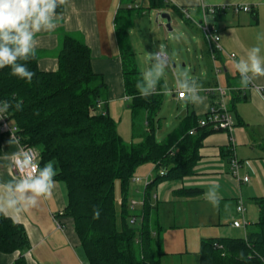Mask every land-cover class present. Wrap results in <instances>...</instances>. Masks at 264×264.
Listing matches in <instances>:
<instances>
[{
    "label": "trees",
    "instance_id": "16d2710c",
    "mask_svg": "<svg viewBox=\"0 0 264 264\" xmlns=\"http://www.w3.org/2000/svg\"><path fill=\"white\" fill-rule=\"evenodd\" d=\"M167 7L164 0H151L150 10L164 11ZM64 9V0H58L57 12ZM179 14L184 18V13ZM118 32L127 35L124 29ZM124 48L126 93L134 97L130 108L133 114L145 110L152 118L162 105V97L139 94L136 81L142 73L136 68L135 53L128 41ZM25 63L35 73L31 83L12 75L10 67L0 69V98L23 102L20 110L7 114L17 127L20 143L39 150L41 166L48 160L58 163L55 178L66 184L69 198L65 215L73 220L89 264H161V228H154L152 223V190L162 182L183 181L194 175L202 140L215 130L199 128V135H189L199 122L191 116L187 128L179 127L161 143L153 128L142 142L128 144L106 108H98L103 103L105 85L102 76L93 70L91 50L85 43L67 36L55 71L42 70L36 52ZM238 101L233 100V110ZM7 137L0 131V154ZM222 153L230 161L234 156L230 148ZM146 164L154 165L157 174L146 187L143 215L135 218L131 187L137 171ZM202 192L185 188L180 194L197 198ZM257 205L259 219L254 230L244 238L204 239L200 264H264V198L257 199ZM138 220L141 227L135 226ZM29 248L25 228L0 214V253L25 252ZM16 264H25V260Z\"/></svg>",
    "mask_w": 264,
    "mask_h": 264
},
{
    "label": "crops",
    "instance_id": "0c3cea01",
    "mask_svg": "<svg viewBox=\"0 0 264 264\" xmlns=\"http://www.w3.org/2000/svg\"><path fill=\"white\" fill-rule=\"evenodd\" d=\"M164 1L168 6L164 11L172 14L177 10L176 14L179 16L180 12L184 13V17L200 31L201 29L194 21L201 22L206 15L205 10L217 9L215 14L209 15L208 19L211 26L215 27L218 32L223 48L222 52H214L202 33L201 47L197 51H200L199 55L208 58L210 62L208 77L196 79L203 88L200 93L205 97L203 104H194L188 98L179 100L177 97L178 87L177 89L172 88L170 90L171 99H166L163 97L166 88L160 80L157 90L153 93L162 97L160 108L167 102L176 104L179 115V126L168 133L165 140L169 135L178 132L179 127L187 128L189 117L194 116L198 120L205 117L209 108L218 101V96L210 94L208 90L217 86L232 89L229 103L236 127L232 135L225 131H214L205 136L202 140L199 151L200 160L195 167L194 175L183 181H165L153 188L151 201L155 210L152 220L154 218V224L161 228V231L162 224L167 225L166 218L170 220L169 225L175 224L176 210H180V203H183L181 199L185 198L199 201L198 205L201 207L196 212L199 221L203 220V223L207 222L211 226H216L219 228V232L224 234L230 229L225 231V227H220L223 223H230L229 228L237 230L232 226L237 218L233 216L232 219H229L226 213L227 202L235 201L237 208L238 201L242 199L246 208L245 219L249 223L246 230L244 229L246 237L250 231L254 230V224L258 221H256L257 217L259 219L257 199L264 198V98L253 89V86L264 88V77L254 78L251 84L246 86L241 83L240 75L232 61L234 58L244 55L247 49L253 45L264 46V40L257 38L258 35L264 34V0ZM64 5V11L58 13L56 29L37 34L35 52L39 57V66L45 71L57 70L58 57L67 36L75 37L85 43L91 50L93 70L102 76V82L105 85L102 91L101 109L106 108V111L115 120L124 105L129 104L126 105V108H129L132 103L125 99L128 94L125 88L122 59V51L125 49L124 42L128 41L129 47L134 52L132 33L129 31L134 26V20L137 24L140 21V14H148L150 11L157 14L159 11L150 10L151 0H64ZM235 5H248L252 10L248 13H237ZM133 10H136L137 14L132 13ZM184 10L187 11L189 17ZM120 19L122 23H120ZM125 23L127 28L124 26ZM119 29H124L127 35L120 34ZM231 55H235V57L232 58ZM135 63L139 70L136 59ZM235 98H238L239 101L236 109L233 110L232 102ZM231 137L234 138V147L230 143ZM10 141L12 140L7 137L0 155L20 149L16 142ZM229 148L241 163V176L250 177L249 183L238 185L232 178L230 157H226L222 153L224 149ZM8 163V160L0 161V179H7L13 174L8 170ZM56 166L59 172L58 163ZM156 174L155 166L152 164H146L137 171L134 179H140V181L133 180V183L143 181L147 183L143 187H140V184L136 185L134 189L131 187V194L139 189L141 191L138 203L133 201L135 203V218L143 215L146 187L156 177ZM55 180L57 183L51 195L38 198L35 207L27 209L18 216L5 215L25 228L30 248L25 252L0 253V264H16L22 259L25 260V264H89L77 237L73 220L65 215L69 204L67 186L64 182L56 178ZM211 181H216L219 184L220 203L218 206H213L204 195L211 186ZM185 188H198L203 192L197 198H186L180 194V191ZM136 192L138 195L140 194L139 191ZM142 192L145 193L142 195ZM173 215H175L174 218ZM186 215L189 220L188 214ZM234 215L241 217L237 210ZM250 227L251 230H249Z\"/></svg>",
    "mask_w": 264,
    "mask_h": 264
},
{
    "label": "clouds",
    "instance_id": "9594fccd",
    "mask_svg": "<svg viewBox=\"0 0 264 264\" xmlns=\"http://www.w3.org/2000/svg\"><path fill=\"white\" fill-rule=\"evenodd\" d=\"M57 8L58 0H0V69L10 67L12 75L31 83L35 73L25 62L35 55L37 34L56 29ZM257 38L264 40V34ZM148 57L142 78L136 81V88L143 96L157 90L165 70L170 66L163 47L148 53ZM232 62L241 83L250 85L254 78L264 77V46L253 45ZM176 84L187 93L190 102L203 104L205 97L200 95L202 85L195 79H189L186 70L176 74ZM133 98L125 97L129 102ZM22 103L0 99V118L6 117L10 110H20ZM40 159L39 150L33 147L0 155V161L8 160V170L13 173L7 179H0V214L21 215L35 207L38 198L51 195L57 183L58 167L54 160H48L41 166ZM210 185L204 195L213 206H218L219 184L211 181ZM95 215L98 216L99 211Z\"/></svg>",
    "mask_w": 264,
    "mask_h": 264
},
{
    "label": "rangeland",
    "instance_id": "374dc122",
    "mask_svg": "<svg viewBox=\"0 0 264 264\" xmlns=\"http://www.w3.org/2000/svg\"><path fill=\"white\" fill-rule=\"evenodd\" d=\"M132 13L137 14V11L133 10ZM140 15V21L135 24L136 20H134V26L129 30L132 33L131 40L133 43V50L136 54L135 59L138 63L140 72L143 73L147 67L149 60L148 53L158 51L159 47H163L166 50L170 59V66L165 70V74L161 78L166 88L163 97L171 99L170 90H172V88L177 89L176 74L178 72L186 70L189 74V79L196 80L198 77H208L210 67L209 59L200 56V51H197V49L201 47L202 32L196 28L191 21L187 20L185 17V19L180 17L176 13H172L173 30L169 31L166 27L167 21L160 19L157 22L155 12L150 11L148 14ZM120 23H122L121 19ZM124 26L126 28L128 27L126 23ZM126 105H124L123 110L119 111L115 120L118 124L120 135L128 144L142 142L145 138V134L153 128L156 132V140L161 143L165 140L168 133L179 126V115L176 104H170L169 102H167V104L165 103V105L159 109L157 115L152 116V118H150L149 113L145 110H140L136 112V114H133L132 109L130 107L126 108ZM148 121H150L151 124H149ZM11 124L15 126L13 122ZM146 183L145 181L140 183L134 182L132 189L139 184L140 187H143ZM136 191H139L140 194L138 195ZM136 191L131 194V203H133V201L138 203V200L141 198L140 189ZM144 193L145 192H142V195ZM117 196L119 203H121L119 185L117 186ZM181 200L183 203H180V210H176L175 224L169 225L170 220L166 218V216L167 225L162 224L163 228L159 235L161 264H200L199 253L204 239L245 237L246 233H244L243 228L240 230H232L229 228L230 223H223L220 226L225 227V231L230 229L227 233L223 234L219 232V228L216 226H211L210 223L207 222L203 223V220L202 222L199 221L196 217V212L198 208L201 207L198 205L199 201H191L185 198ZM177 204L178 202L176 205ZM225 210L229 219H232L234 216L239 221H242L240 216L237 217L234 215L236 210L235 201L227 202ZM186 214H188L189 220H187ZM174 216L175 215H173V218ZM257 220L258 217L256 221ZM130 221L132 223L133 219ZM119 223L121 222L119 221ZM135 226L141 227L140 220L136 222ZM252 226L253 223L251 227ZM153 227L158 229L157 225L154 224V218ZM251 227L249 230H251Z\"/></svg>",
    "mask_w": 264,
    "mask_h": 264
},
{
    "label": "built area",
    "instance_id": "2783aa9c",
    "mask_svg": "<svg viewBox=\"0 0 264 264\" xmlns=\"http://www.w3.org/2000/svg\"><path fill=\"white\" fill-rule=\"evenodd\" d=\"M234 8L237 13H240V12L248 13L252 10V8L248 5H235ZM216 11L217 9L215 8L205 10L206 15L204 16V19L201 22L194 21V23L201 29L202 33L204 34L206 40L208 41L210 45V48L214 52H222L223 48L220 44V36L218 35V32L216 31L215 27L211 26L209 19H208L209 15L215 14ZM184 12L189 17V14L187 13V11L184 10ZM231 57L234 58L235 55H231ZM253 89L259 92L264 98V88L253 86ZM208 91L212 95H217L218 101L215 105H212L209 108V111L207 112L205 117L199 120L198 126L190 129L189 135L195 136L199 128H209L215 131H225L229 133L230 135H232L236 127V122L232 116V112L230 109V103H229L230 93H231L230 91H232V89H226L221 86H217V87H213L209 89ZM177 97L179 100H185L188 98L187 93L181 89L178 90ZM101 107H102V103L100 102L98 104V108H101ZM11 123L12 122L10 121L8 115L6 117L0 118L1 133L7 135L8 137H10L12 141L16 142L19 145L20 149L31 147L28 145L24 146L20 143V138L19 136H17V127L12 126ZM230 143H231V146L234 147L233 137L230 138ZM230 168H231L230 174L232 178L238 183V185L247 184L250 182V177L241 176V173H240L241 163L235 156H233L230 161ZM161 174L163 175L164 173L161 172ZM134 181L139 182L140 179H134ZM131 207L133 209L135 208L134 202L132 203ZM236 210H237V213L241 215L242 221H239L237 219L232 223V226L237 229L243 228L246 230L249 223L245 219L246 208H245V205L242 199L238 201ZM58 226L60 227L59 223H58Z\"/></svg>",
    "mask_w": 264,
    "mask_h": 264
},
{
    "label": "water",
    "instance_id": "95a60500",
    "mask_svg": "<svg viewBox=\"0 0 264 264\" xmlns=\"http://www.w3.org/2000/svg\"><path fill=\"white\" fill-rule=\"evenodd\" d=\"M160 19H163V20H166L167 21L166 27L169 29V31H172L173 30L172 29V17H171V13L170 12H167V11H159L156 14V20H157V22Z\"/></svg>",
    "mask_w": 264,
    "mask_h": 264
}]
</instances>
